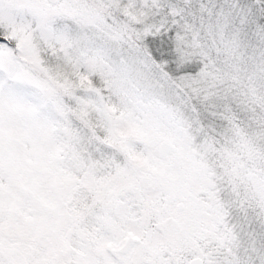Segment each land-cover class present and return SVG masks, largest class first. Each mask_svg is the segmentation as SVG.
Here are the masks:
<instances>
[{
  "label": "snow or ice",
  "instance_id": "6c2138e0",
  "mask_svg": "<svg viewBox=\"0 0 264 264\" xmlns=\"http://www.w3.org/2000/svg\"><path fill=\"white\" fill-rule=\"evenodd\" d=\"M0 264H264V0H0Z\"/></svg>",
  "mask_w": 264,
  "mask_h": 264
}]
</instances>
